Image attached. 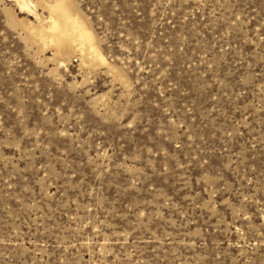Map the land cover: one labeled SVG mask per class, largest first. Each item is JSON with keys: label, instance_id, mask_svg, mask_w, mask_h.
I'll return each instance as SVG.
<instances>
[{"label": "rangeland", "instance_id": "rangeland-1", "mask_svg": "<svg viewBox=\"0 0 264 264\" xmlns=\"http://www.w3.org/2000/svg\"><path fill=\"white\" fill-rule=\"evenodd\" d=\"M31 1L0 0V264H264V0H67L105 64Z\"/></svg>", "mask_w": 264, "mask_h": 264}, {"label": "bare ground", "instance_id": "bare-ground-1", "mask_svg": "<svg viewBox=\"0 0 264 264\" xmlns=\"http://www.w3.org/2000/svg\"><path fill=\"white\" fill-rule=\"evenodd\" d=\"M21 7L35 12L31 0H15ZM49 17L45 26L33 31L44 46L54 45L57 53L66 55L72 48H76L82 55L83 62L99 61L106 63L105 57L99 50L95 36L88 29L85 22L75 13L67 0L46 1ZM38 17L37 13H35Z\"/></svg>", "mask_w": 264, "mask_h": 264}]
</instances>
